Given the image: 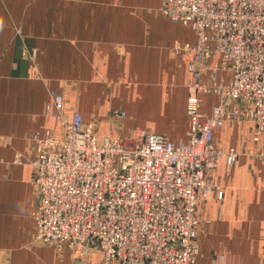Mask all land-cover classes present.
<instances>
[{"label": "crops", "instance_id": "0c3cea01", "mask_svg": "<svg viewBox=\"0 0 264 264\" xmlns=\"http://www.w3.org/2000/svg\"><path fill=\"white\" fill-rule=\"evenodd\" d=\"M163 0H0V264H80L68 250L32 243L36 195L30 137L58 131L50 92L100 137L142 132L185 140L191 26L161 14ZM217 61V60H216ZM214 63V62H213ZM228 79L231 74L222 72ZM201 113L217 97L201 95ZM123 110L124 120L111 116ZM215 145L239 153L207 175L214 185L198 212L213 221L199 238L197 264H264V136L252 122L226 123ZM18 154L27 158L16 164ZM222 192V198H219ZM207 230V231H206Z\"/></svg>", "mask_w": 264, "mask_h": 264}, {"label": "built area", "instance_id": "2783aa9c", "mask_svg": "<svg viewBox=\"0 0 264 264\" xmlns=\"http://www.w3.org/2000/svg\"><path fill=\"white\" fill-rule=\"evenodd\" d=\"M160 12L197 36L192 47H174L192 54L186 139L100 137L51 91L46 113L58 131L29 139L34 245L69 250L80 264H197L201 232L213 224L198 212L214 189L207 172L239 156L218 148L215 132L248 121L255 142L264 136V0H163ZM201 95L218 98L209 117ZM111 116L127 118L123 110ZM25 162L18 154L15 163Z\"/></svg>", "mask_w": 264, "mask_h": 264}, {"label": "rangeland", "instance_id": "374dc122", "mask_svg": "<svg viewBox=\"0 0 264 264\" xmlns=\"http://www.w3.org/2000/svg\"><path fill=\"white\" fill-rule=\"evenodd\" d=\"M213 171V170H212ZM212 171H208L207 172V175L210 173V172H212ZM207 178V177H206ZM207 181L213 186V188H214V185H213V183L211 182V181H209L208 179H207ZM222 193V192H221ZM210 228V227H209ZM205 230H203L201 233H203ZM207 231V230H206ZM201 236V235H200ZM69 251V250H68ZM69 252H71V251H69ZM62 254V253H61ZM73 254V253H72ZM73 256H74V258H76V255L75 254H73ZM77 259V258H76Z\"/></svg>", "mask_w": 264, "mask_h": 264}]
</instances>
